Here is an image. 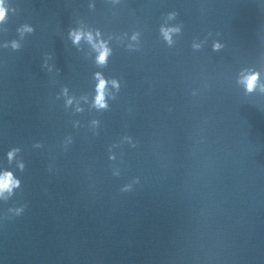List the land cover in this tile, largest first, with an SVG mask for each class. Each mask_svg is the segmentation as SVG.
Masks as SVG:
<instances>
[{"label":"water","instance_id":"obj_1","mask_svg":"<svg viewBox=\"0 0 264 264\" xmlns=\"http://www.w3.org/2000/svg\"><path fill=\"white\" fill-rule=\"evenodd\" d=\"M7 7L0 264H264V0Z\"/></svg>","mask_w":264,"mask_h":264},{"label":"clouds","instance_id":"obj_2","mask_svg":"<svg viewBox=\"0 0 264 264\" xmlns=\"http://www.w3.org/2000/svg\"><path fill=\"white\" fill-rule=\"evenodd\" d=\"M8 13V7H7V0H0V22L4 21L7 18ZM82 34L80 33H73L74 41L78 42L81 39ZM88 39L91 40V35L88 36ZM103 48V46H99ZM108 55V50L106 48H103L100 56L98 57V60L100 63H103L106 61ZM251 83L249 85V90L252 89V87L255 86L256 80H258V74L253 73L250 77ZM100 95L97 97V104L101 107L104 105V99H103V87H104V81H101L100 83ZM11 155V154H10ZM19 181L13 179L12 173H4L3 175H0V196L4 194L5 191L10 192L13 186H18Z\"/></svg>","mask_w":264,"mask_h":264}]
</instances>
